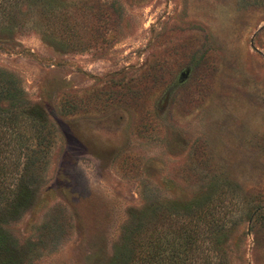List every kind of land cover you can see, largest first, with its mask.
I'll return each instance as SVG.
<instances>
[{
    "label": "rangeland",
    "instance_id": "rangeland-1",
    "mask_svg": "<svg viewBox=\"0 0 264 264\" xmlns=\"http://www.w3.org/2000/svg\"><path fill=\"white\" fill-rule=\"evenodd\" d=\"M10 5L0 264H264V0Z\"/></svg>",
    "mask_w": 264,
    "mask_h": 264
},
{
    "label": "trees",
    "instance_id": "trees-1",
    "mask_svg": "<svg viewBox=\"0 0 264 264\" xmlns=\"http://www.w3.org/2000/svg\"><path fill=\"white\" fill-rule=\"evenodd\" d=\"M8 3H9V0H2V2H1V4H0V6H5V8H2V13H7V14H11L12 12H13V8H14V5H10L9 7H10V9L8 8ZM60 6H54V5H52V8L51 9H49L48 10V12L50 13V14H52V15H54V16H59L60 15V11H61V9L59 8ZM61 19V18H60ZM61 22V21H60ZM63 30V33L65 32L66 33V31H69L70 30V26H64V28L62 29ZM70 37V38H72V37H75V34L73 33V34H69V33H67V35H66V37ZM1 90V92H0V102H2V101H4V100H13V99H15V98H17V95H18V93H19V89L17 88V86H16V83L14 82V81H8L7 83H6V85L5 84H3V86H2V88H0ZM198 211H200V212H198ZM202 211H204V210H202V207L201 206H199V209L198 210H195V211H192V210H189V213H190V217L192 218L191 220L193 221V223H191L192 224V226H190V229L188 228V230H186V231H183V230H174V232H172V234L173 233H176L177 231H179V233L178 234H176L177 236H175L172 240H174V242H177V240H175V239H178V240H180V241H184V242H182V243H180V245H178V251L179 252H186V250L188 249V247H189V245L191 244L192 245V247H193V245L195 244V239H196V235H199V229H201V225L202 224H205V226L206 225H209V222L206 220V219H204V216H207L208 215V213L206 212V214H204L205 213V211H204V213L202 212ZM211 214V213H210ZM209 214V215H210ZM203 217V218H202ZM165 219V218H164ZM162 220V219H161ZM162 223H164V221L162 222ZM210 224H211V228H210V230H214V226H212L213 224H212V221L210 222ZM164 226V225H163ZM158 231V230H157ZM0 232L2 233V234H0V251H1V248L2 247H4V241L5 240H8L9 241V238L8 237H6V235L4 234V231H2V229L0 230ZM165 232V231H164ZM161 233V232H160ZM4 234V235H3ZM165 233H163V234H161V236H160V238H162V237H165V236H163ZM158 236V235H157ZM185 239V240H184ZM161 241H166L167 243L168 242H170V240H169V238H165V239H160ZM165 244V245H168V244ZM177 244H178V242H177ZM169 246H171V248H173L174 249V247L176 248V245L175 244H173V245H169ZM160 247H162L163 248V246H162V244H160ZM184 247V249H182ZM191 248V247H190ZM191 249H193V248H191ZM174 250H176V249H174ZM195 250V249H194ZM8 251H11L9 248H8ZM12 253H14L13 252V250L11 251V254Z\"/></svg>",
    "mask_w": 264,
    "mask_h": 264
}]
</instances>
